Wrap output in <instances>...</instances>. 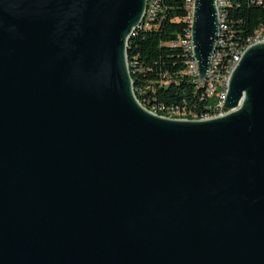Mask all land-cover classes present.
I'll use <instances>...</instances> for the list:
<instances>
[{
  "label": "water",
  "instance_id": "obj_1",
  "mask_svg": "<svg viewBox=\"0 0 264 264\" xmlns=\"http://www.w3.org/2000/svg\"><path fill=\"white\" fill-rule=\"evenodd\" d=\"M216 0H195L202 82ZM148 0H0V264H264V41L225 115L138 101L127 46Z\"/></svg>",
  "mask_w": 264,
  "mask_h": 264
},
{
  "label": "trees",
  "instance_id": "obj_2",
  "mask_svg": "<svg viewBox=\"0 0 264 264\" xmlns=\"http://www.w3.org/2000/svg\"><path fill=\"white\" fill-rule=\"evenodd\" d=\"M225 5L224 18L237 42L233 47L243 46L256 31L264 28V0H226ZM149 10L147 15H151ZM185 11L188 7L184 0H161L160 11L151 28L145 29L144 20L127 46L128 67L138 101L148 111L164 118H178V114L186 110L174 105L195 106L201 93L191 82L175 80L184 66L183 52L186 51L182 44L181 50L172 49L169 44L184 28L185 32L189 28L182 22ZM202 95H206L204 87Z\"/></svg>",
  "mask_w": 264,
  "mask_h": 264
},
{
  "label": "built area",
  "instance_id": "obj_3",
  "mask_svg": "<svg viewBox=\"0 0 264 264\" xmlns=\"http://www.w3.org/2000/svg\"><path fill=\"white\" fill-rule=\"evenodd\" d=\"M160 1L156 0L154 8L151 9V15H145V29L151 28V23L156 19L158 12L160 11ZM224 2H215L217 9L218 22H222V28H225V37L221 41H216V57L213 59L211 79L208 83L194 82V74L197 73V67L195 63H192L191 51L183 52L184 54V66L177 73L176 79L178 81H187L194 84L196 90L201 91L197 98L195 106H187L183 104L181 106L174 105L176 108H185L187 115H201L202 117L217 116V106H220V98L223 97L226 85L230 73L238 62H235V53H232V46L237 43L234 40V34L230 28L227 18H224ZM261 3V1H259ZM184 4H188V11H185V16L182 19L184 24L192 23L191 20V0H184ZM264 41V28L262 33H259V42ZM181 44H189L187 40V32L185 28L182 34H180L176 40L172 41L169 46L172 49L181 50ZM202 86H211V95H202ZM165 105L163 103H159ZM205 106H213V113H205Z\"/></svg>",
  "mask_w": 264,
  "mask_h": 264
},
{
  "label": "bare ground",
  "instance_id": "obj_4",
  "mask_svg": "<svg viewBox=\"0 0 264 264\" xmlns=\"http://www.w3.org/2000/svg\"><path fill=\"white\" fill-rule=\"evenodd\" d=\"M194 2H195V0H191V20H193ZM215 2H221V0H216ZM225 2H226V0H225ZM225 2H224V7L226 6ZM154 4H156L155 0H148L145 15H147L148 9H150L149 10V14L151 13V9L154 8ZM187 7H188V4H187ZM144 20H145V17H144ZM144 20H143V22H144ZM143 22H142V24H143ZM142 24L140 25V27L142 26ZM188 25H189V28L187 29L186 32H187V40H189V44H182V46H183V49L186 52L191 51L192 63H195L194 58H193V49H192V43H191L192 23H188ZM259 33H262V30L256 31L255 34L253 35V37L248 39L246 41V43L243 46H241V47H233L232 46V53H235V62H239L241 54L248 47L252 46L255 43H259ZM224 37H225V29L222 28V22H218V34H217L216 41H221L222 38H224ZM215 57H216V43H215V50L213 51V53L211 55V58H210V68H209V70H212V63H213V59H215ZM210 79H211V72H207V75H206L205 79L202 82H200L199 79H198V73L194 74V81L198 82V83H208V81H210ZM202 87L205 88L206 95H211V86H202ZM226 89H227V85H226ZM226 89H225V92H223V97L220 98V106H217V114H218V116H222V115H225V113H227L222 108V104H223V101H224ZM178 112L179 111H177V113ZM151 113H153V112H151ZM205 113H213V106H207V108L205 109ZM178 115H179L178 118H169V119H175V120H205V119H211V118L217 117V116L202 117L201 115H187V112H182V113H179Z\"/></svg>",
  "mask_w": 264,
  "mask_h": 264
}]
</instances>
